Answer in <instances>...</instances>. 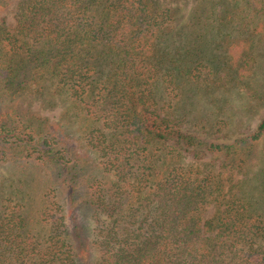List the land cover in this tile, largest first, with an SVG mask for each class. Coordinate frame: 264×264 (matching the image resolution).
I'll list each match as a JSON object with an SVG mask.
<instances>
[{"label": "trees", "instance_id": "trees-1", "mask_svg": "<svg viewBox=\"0 0 264 264\" xmlns=\"http://www.w3.org/2000/svg\"><path fill=\"white\" fill-rule=\"evenodd\" d=\"M174 1L0 0V162L46 170L40 187L1 184L0 264H264V115L227 143L186 124V94L214 79L180 42L215 24L226 65L249 70L264 0ZM54 95L64 122L32 107ZM248 160H263L251 179Z\"/></svg>", "mask_w": 264, "mask_h": 264}, {"label": "rangeland", "instance_id": "rangeland-1", "mask_svg": "<svg viewBox=\"0 0 264 264\" xmlns=\"http://www.w3.org/2000/svg\"><path fill=\"white\" fill-rule=\"evenodd\" d=\"M194 2L195 0H175L174 4L180 7L184 4L188 9ZM1 16H5L8 21L11 20L10 11L0 12ZM213 18L217 22V17L213 15ZM181 32V51H184V48L190 51L195 48L194 56L205 65L203 71H209L210 77L214 79L212 82L202 83L201 86L191 89L195 92L193 95L186 94L183 106L186 111L185 123L199 122L200 125L215 123L216 126L211 127L212 129L205 127L208 133L203 134L202 137H209L217 142L227 143L238 136L252 133L264 115V30L256 33L244 48L245 52L252 54L253 62L249 70L240 73L226 65L227 56H232V53L236 51L234 47L232 48L231 36L225 37L226 30L212 23L196 22L192 26L187 24ZM54 98L58 102L57 105L41 104V101L35 98L32 107L42 115L48 116L51 122H57L56 120L64 122L66 119L61 118L60 115L67 106L63 103L62 97L54 95ZM75 110L71 112L74 116L77 112ZM76 120L78 119L70 120V123L73 121L71 129L74 131L70 132L69 137V140L75 144H77L76 138H80ZM78 149L80 154L87 157L86 159L94 164L97 163L93 152L80 147ZM263 151L264 136L258 142L255 153L260 158H264ZM253 156L256 157L254 153ZM204 157L215 163L221 160L216 155H205ZM262 162L263 160L255 164L252 160H248V172L241 177L251 179L255 171L261 167ZM44 170L45 167L41 170L30 164L23 169L15 160L0 162V187L1 184H9L14 188L22 186L26 190L36 186L40 187L43 185L41 177ZM33 198L30 201L32 209L39 204L37 197Z\"/></svg>", "mask_w": 264, "mask_h": 264}]
</instances>
